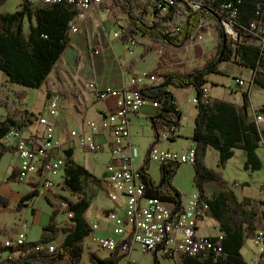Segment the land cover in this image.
<instances>
[{"label":"trees","instance_id":"trees-1","mask_svg":"<svg viewBox=\"0 0 264 264\" xmlns=\"http://www.w3.org/2000/svg\"><path fill=\"white\" fill-rule=\"evenodd\" d=\"M7 2L8 0H0V72L4 73L11 85L23 88L16 93L13 103L24 107L27 99L26 90H41L44 87L49 98L56 94L68 98L82 95L85 84L82 83L81 87L73 84L70 71L63 65L65 50L70 45L72 25L80 14L79 10L67 2L35 5L31 0H19L18 11L10 13L2 11ZM135 2V0L133 2L113 0L111 4L103 5L105 11L121 8L128 13L129 8L131 9L128 13V29L122 37L125 43L129 38L141 35L154 43L181 48L200 34L198 25L203 19H213L217 23L220 42L218 55L215 58L190 74L168 73L163 68L164 61L161 58L151 74L159 75L158 78L162 82L140 91L144 98L155 101L160 106L157 115L152 118L156 137L165 127L175 126L179 129L182 124L183 115L170 87L194 88L197 92L196 98L199 103L192 139L196 147V159L193 164L194 186L201 195L202 201L207 202L210 207L205 216L215 219L220 229L219 235L224 236L223 254L218 258L207 254L183 255L180 264H247L242 249L249 234L258 231L262 225L264 203L258 204L249 198L239 199L235 192L226 188L227 184L222 173L207 165L206 157L210 148L216 149L220 154L219 167L225 168L236 155V151L242 150L247 154L245 164L247 170L258 171L262 168L258 150L261 146L264 147L262 145L264 130L261 128L262 125L254 121L251 114L253 108L249 91L243 93L241 104L211 97L204 100V95L209 76L214 73L221 74L219 66L228 61H235L240 67L249 69L253 74L251 84L264 90L263 49L250 32V27L255 22H264V0H208L207 10L190 20L177 35L165 34L166 30L162 22L146 21L145 18L149 15L147 8H143L142 16H137L135 12L140 6ZM229 4H234L239 14L235 24L239 33L237 41L227 36L223 26V21L229 13L225 6ZM151 51L153 52L154 49ZM12 106L7 107L8 116L0 122V164L5 154L16 152V149L8 147L3 142V139L17 127ZM39 139L36 137L38 145H40ZM154 144L156 141L152 143L150 149ZM73 151L72 149L65 151V181L62 185L65 192L76 198V200L63 198L68 203V209L63 213H73V217L64 225H60L56 218L62 206L46 198L54 211L51 214L50 225L44 227L41 241L38 243H54L59 241L61 234H64L65 239L59 244L55 254L46 253L35 258L42 264H58L65 259H69L72 264H81L86 252L85 242L93 233L92 226L86 218L87 212L91 209L86 185L95 179V176L75 162ZM150 163L147 156L144 167L140 169L146 186V196L169 202L179 209L183 204L184 195L173 185L182 165L171 162L161 165V181L157 183L149 174ZM18 175V169L13 168L7 181H16ZM211 182L218 183L220 191L209 196L206 186ZM41 194L40 186L32 183V190L22 197L16 207H12L10 198L0 194V213H20L30 201ZM0 232L4 231L0 230ZM32 248L35 247L17 249L14 257L33 255L35 252L30 251ZM2 251L4 252L3 248H0V252ZM127 257L113 254L109 258H102L97 253L91 252L89 261L91 264H118ZM154 261L155 264H160L156 255ZM0 264H20V262L0 261Z\"/></svg>","mask_w":264,"mask_h":264},{"label":"built area","instance_id":"built-area-1","mask_svg":"<svg viewBox=\"0 0 264 264\" xmlns=\"http://www.w3.org/2000/svg\"><path fill=\"white\" fill-rule=\"evenodd\" d=\"M133 2L134 0H125ZM67 2L79 10L80 14L76 18H86L94 11H105L103 5L111 4L113 0H41L44 5ZM208 0H154L152 11L154 21L162 22L166 30L165 34L177 35L182 29L198 15L207 10ZM229 11L228 17L223 21L227 36L237 41L235 24L238 20V10L234 4L225 6ZM129 12L131 9L129 8ZM128 12V13H129ZM183 22V23H182ZM193 28V27H191ZM203 28V20L198 25V30ZM120 32L114 33L115 39L122 40L127 32L128 23L120 26ZM80 29L72 25L71 33L76 34ZM250 32L262 47L264 59V22H255L250 27ZM137 36L128 39L127 43L131 47L136 45ZM123 41V40H122ZM101 50H96V55L101 54ZM158 76L151 72H141L134 75L130 84L121 90L100 89L96 83H91L88 88L93 91L98 101H106L110 97L116 99V107L106 113L101 121L92 120L78 130L72 140L79 142L81 147L88 152H100L101 144L98 139L102 136H110L109 147L111 150L108 164L107 179L117 193H110V199L118 202L119 195L125 198L126 213L122 216L109 214L106 216L108 228H113L112 236H99L97 232L101 230V223L91 224L93 233L87 238L85 244L94 245L99 252L128 256L125 260L129 262L131 254L139 247L144 253H152L154 256H163L176 261L184 256H197L201 254L213 255L215 258L223 254L224 236H200V227L207 217L205 214L210 210L207 202L202 201L199 193L194 194L189 200L183 202L178 209L169 202H164L155 197L146 196V186L142 179L140 170H136L134 153L135 146L132 143L131 123L133 117L139 114L149 102L153 106L160 108L157 102L143 97L141 89L155 86ZM237 84L243 86V80H238ZM209 89L205 90L204 100L209 99ZM60 97L52 95L49 98L48 109L52 116L59 113ZM193 103H199L195 98ZM254 121L258 125L264 124V105L254 108L251 111ZM42 125L48 126L47 120H40ZM40 138V145L36 137ZM52 132L44 134L26 135L19 128H14L12 132L3 139V142L11 148L16 149L17 165L19 175L17 180L24 181L34 179L35 184L41 186L50 193H56V179L65 171L66 158L63 156V144L57 140ZM179 129L175 126H168L160 130L147 154L150 162L159 166L166 162L176 164L193 165L196 159L194 148L188 151H172V149H162L161 144L174 142L178 139ZM262 145L264 146V135H262ZM13 170V169H12ZM32 181V182H33ZM264 192V186L262 187ZM68 203L62 202V210L66 212ZM67 220L73 217V213H65ZM262 225L255 237L256 248L259 252L260 260L258 264H264V212L262 213ZM30 224L23 223L18 233L14 237H9L4 232H0V261H17L20 264H42L35 258L44 254L52 255L57 252L59 245L49 242L33 243L29 241L28 230ZM28 246L35 247V254L26 255L22 258L14 257L15 250L26 249Z\"/></svg>","mask_w":264,"mask_h":264},{"label":"rangeland","instance_id":"rangeland-1","mask_svg":"<svg viewBox=\"0 0 264 264\" xmlns=\"http://www.w3.org/2000/svg\"><path fill=\"white\" fill-rule=\"evenodd\" d=\"M31 1L35 5L41 3V0ZM135 1V3L140 6V8L136 9L135 14L140 17L142 16L143 8H147L149 10V15L146 16L145 19L146 21L153 22L154 13L151 7L154 0ZM19 3V0H8L6 5L2 8V11L16 13L18 11ZM122 10L123 9L121 8H118V10L117 8H113V12H107L101 16V20L105 23L106 31L112 36V38L114 37V33L120 32L121 25L128 23L129 14L126 10ZM114 17L115 23L113 24L111 22ZM199 33L200 34L196 36L195 40L188 41L181 48L165 45L163 43H154L149 38L140 35L137 36V43L135 46L131 47L129 43L118 40L119 42L114 43L115 47L111 52L113 54V59L117 64H119L117 57L122 58L124 61L128 60L129 62L135 59L134 61H140L138 69L153 72L162 58L164 61L162 64L163 68L168 73L190 74L194 70L202 68L207 61L212 60L218 55L220 34L217 23L213 19H203V28ZM151 49H154V51L152 52ZM146 57L148 58L145 59ZM141 58L143 59L141 60ZM219 70L221 74L214 73L208 78L207 89H209L212 97L234 102L238 100L239 104H241L243 93L249 91L254 105L259 106L264 102V90L251 84L252 73L249 69L240 67L235 61H228L220 65ZM238 80H243L244 85L239 86L237 84ZM160 82H162V80L158 78L156 83L158 84ZM21 89L23 88L18 85H11L4 73L0 72V119H4L8 116L7 107L12 106L13 104L12 111L14 110V115H16V117L24 118L27 114L25 110L30 112L31 122L34 123V129H36V133L39 134H44L45 131L52 132L57 139L58 134L65 135L66 127L71 130L80 125L78 121L82 116L73 107L69 108L68 104L67 106H62V100H60L59 115L52 116L50 114L48 109L49 97L45 87L41 90H26V105L24 107L19 106L18 104L15 105L13 102L16 99V93ZM173 91L175 92L174 95L176 96L183 112L182 124L179 128L180 138L174 143L168 142L161 144V148L172 149V151L179 152L188 151L191 147L195 149L196 147L191 141V138L194 134L197 110V105L193 103V100L196 98L197 92L194 88H173ZM258 106L252 105V108L257 109ZM40 120H47L49 125H42ZM134 120L135 118L133 119V123H131L133 135L132 143L136 150L134 153V161L135 169L140 170L144 167L147 154H149L150 147L154 142V139H156V135L150 120L145 119L141 123L134 122ZM62 144L63 149L71 148L74 150L73 159L75 162L84 166L95 176V179L91 180L86 185V193L91 200V209L87 214V220L90 224L101 222L103 231V228H107L108 222L106 221V218H103L102 220L98 219L101 213L104 211L115 212V215L117 214L116 216H121L126 213V207L124 204H120V201L125 202L123 196L119 195L120 199L118 202L110 199V193H117V190L109 184L107 179L106 169L108 168L110 160V152L103 144L98 153L84 150L79 142L73 140ZM65 151H63L64 158H66ZM258 154L262 161V168L258 171L247 170L245 166L247 154L242 150H237L236 155L228 162L226 167L220 168V154L216 149L210 148L206 157V163L209 167L222 173L227 184L226 188L235 192L239 199L243 200L244 198H249L260 204L264 203V192L262 191V187L264 186V147L261 146L259 148ZM15 160L16 159L12 153H7L0 164V194L11 199L13 203L12 207H16L18 203H20L22 197L32 190V183H35V181L32 182V178L24 181H7L12 173V169L17 165L15 164ZM150 164L151 168L149 169V174L157 183H159L161 181V166L154 162H151ZM194 170L195 168L193 165L183 164L174 179L173 186L184 195L183 202H186L194 194L198 193L197 188L194 186ZM56 180L57 185H60L59 188H57L56 193H50V191L48 192L40 187L42 193L41 196L30 201L28 203L29 205L20 213H0V230H3L4 234H7L9 237H14L23 223L28 222L30 224L28 230L29 241L33 243L40 242L43 229L45 226L50 225L51 214L52 211H54L46 198H49L50 196L52 202L59 206H62V202H65L63 199L64 197L69 200H76L75 197L65 192L62 188L65 181L64 170L61 172V176ZM218 188H220V185L216 182H211L210 186H208L210 192L214 191V189L217 190ZM59 209L61 211L56 220L60 225H64L67 221V216L63 213L65 211L62 210V208ZM262 211L264 212V209ZM262 227L264 228V224ZM113 228L115 227L110 228V232H112ZM219 231L220 229L215 219L207 217L201 225L200 235L218 236L220 234ZM259 231L260 230L249 234L242 249V255L247 264H258L260 260L259 252L255 244V237ZM97 235L105 236L106 234L103 232L98 233ZM64 239V234H61L60 239L59 241H56V244L59 245ZM85 246L86 252L81 264H91L89 261L91 252L97 253L102 258L108 257V253L99 252L94 245L86 243ZM154 259V254L144 253L139 247H136L131 254L129 262H127V260H122L118 264H155ZM159 259L161 264H175L173 260L163 256H160ZM58 264L72 263L69 259H65Z\"/></svg>","mask_w":264,"mask_h":264},{"label":"crops","instance_id":"crops-1","mask_svg":"<svg viewBox=\"0 0 264 264\" xmlns=\"http://www.w3.org/2000/svg\"><path fill=\"white\" fill-rule=\"evenodd\" d=\"M107 12L94 11V12L89 13L88 16H86V18L84 19L75 18L73 22V25L78 27L80 31H78L76 34L74 33L70 34V45L67 46L65 50L63 65L68 68V70L70 71L72 75L71 82L73 84H77L79 87H81V84L83 83L85 84V89H83L82 91L83 94L79 95V97L68 98L67 96L56 94L62 100V106H67L68 104L69 108L73 107L82 116L81 119L78 121L80 125L79 126L77 125L79 128L75 127L70 130L66 127L65 135L58 134L57 139H59L62 143L70 142V140H72L75 133L78 130H80L85 125L86 122L92 121V120L101 121L102 117L106 113L110 112L112 109H114V107H116V99L113 97H110L106 101H98L93 91H91L88 88L89 84L96 83L98 85V88L103 89V90L109 89V88L113 90H121L126 85L130 84V80L134 75L139 74L144 71L143 69H141L142 71L138 69V64L140 63L139 60L134 61L135 60L134 59L129 62L128 60L124 61L122 58L117 57V61L119 64H117L114 61L113 54L111 51L115 47L114 43L119 42V41L118 39H115V37L112 38V36L108 34V32L106 31L107 29L105 27V23L101 20L102 14H105ZM110 12H113V11L111 10ZM114 21H115V17L113 18L111 23L114 24L115 23ZM98 49L102 51L100 55H96L94 53ZM147 58L148 57H146L145 59ZM142 59L143 58H141V60ZM144 72H148V71H144ZM252 80H253V74H252ZM173 88L174 86H171L170 90L173 92V95H174L175 92L173 91ZM210 97L215 98L211 96V93H210ZM250 100L253 106H258V105H254L251 96H250ZM176 101H177L178 107L180 108L179 110L181 111L183 115V112L181 110L182 108L180 107L177 98H176ZM235 103L239 104V101L236 100ZM262 105H264V102L260 104L258 108H260ZM25 112H27V114L25 115L24 118L22 117L15 118L17 122V127L21 129V131L25 133L27 136L33 135V134H39V133H36L37 130L34 129V123L31 122L30 114H29L30 112L26 110ZM157 113H158V108L153 106L152 102H149L145 108H142L139 114L133 117V119L135 118L134 122L141 123L143 120L147 119V120H150L151 123H153L152 118L155 117ZM196 117H197V110H196ZM196 117H195V120H196ZM6 118L7 116L4 119L3 118L0 119V122L4 121ZM132 123H133V120H132ZM261 128L264 130V124H262ZM179 136H180V132H179ZM108 137H109L108 135L102 136L98 139V141L101 145L102 144L105 145L107 147L106 149H108L109 152L111 153ZM192 139L193 137L191 138V141ZM65 150L69 151L71 150V148L70 149L64 148V151ZM13 156L16 159L15 164H17L18 162L17 157L15 154H13ZM109 159H110V156H109ZM33 180L34 179H32V181ZM210 184L211 183H209L206 186L208 195L212 196L215 193L217 194L220 191V188H218L217 190L214 189V191L210 192L208 190V186H210ZM49 198L52 201L50 196ZM120 202H121L120 204H124L125 206L124 201H120ZM263 209L264 207L262 208V210ZM87 214H86V218H87ZM109 214H115V212L104 211L103 213H101L98 219L102 220L103 218H106L105 215H109ZM107 228H103V231H102V227H101V230H99L97 234L104 232V234L111 237L112 232H110V228L109 229ZM199 234H200V231H199ZM200 236H203V235H200ZM109 256L111 255L108 253V258ZM159 257L160 256H158V258ZM180 260L181 259L179 258L178 260L174 261L175 264H180L179 263Z\"/></svg>","mask_w":264,"mask_h":264},{"label":"bare ground","instance_id":"bare-ground-1","mask_svg":"<svg viewBox=\"0 0 264 264\" xmlns=\"http://www.w3.org/2000/svg\"><path fill=\"white\" fill-rule=\"evenodd\" d=\"M238 36H239V35H237V37H238ZM237 37H236V38H237ZM258 43H259V42H258ZM30 251H32V252L34 253V252H35V248H34V249L32 248ZM19 252H20V251H19ZM32 252H31V254H32ZM27 253H28V252H27ZM14 256H16V255H14Z\"/></svg>","mask_w":264,"mask_h":264}]
</instances>
